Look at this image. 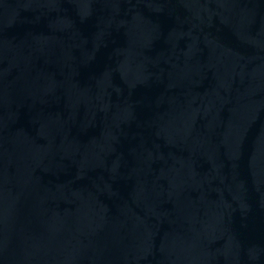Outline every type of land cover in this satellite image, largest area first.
Listing matches in <instances>:
<instances>
[{"label":"water","instance_id":"1","mask_svg":"<svg viewBox=\"0 0 264 264\" xmlns=\"http://www.w3.org/2000/svg\"><path fill=\"white\" fill-rule=\"evenodd\" d=\"M0 264H264V0H0Z\"/></svg>","mask_w":264,"mask_h":264}]
</instances>
